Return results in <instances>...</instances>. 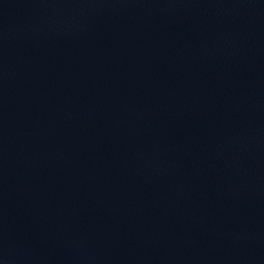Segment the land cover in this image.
Masks as SVG:
<instances>
[{
	"label": "water",
	"instance_id": "95a60500",
	"mask_svg": "<svg viewBox=\"0 0 264 264\" xmlns=\"http://www.w3.org/2000/svg\"><path fill=\"white\" fill-rule=\"evenodd\" d=\"M0 264H264V0H0Z\"/></svg>",
	"mask_w": 264,
	"mask_h": 264
}]
</instances>
